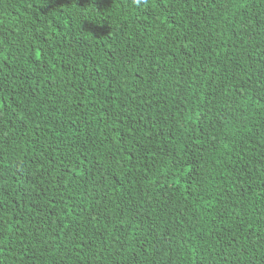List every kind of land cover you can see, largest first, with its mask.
Here are the masks:
<instances>
[{"label":"trees","instance_id":"16d2710c","mask_svg":"<svg viewBox=\"0 0 264 264\" xmlns=\"http://www.w3.org/2000/svg\"><path fill=\"white\" fill-rule=\"evenodd\" d=\"M0 264H264V0H0Z\"/></svg>","mask_w":264,"mask_h":264}]
</instances>
